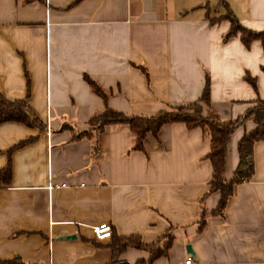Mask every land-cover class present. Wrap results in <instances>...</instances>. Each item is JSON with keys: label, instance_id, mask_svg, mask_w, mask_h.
Listing matches in <instances>:
<instances>
[{"label": "crops", "instance_id": "1", "mask_svg": "<svg viewBox=\"0 0 264 264\" xmlns=\"http://www.w3.org/2000/svg\"><path fill=\"white\" fill-rule=\"evenodd\" d=\"M226 13L264 31V0H0V94L23 101L29 122L0 123V169L10 163L8 182L0 180V261L108 264L111 238L92 233L107 224L144 245L169 229L166 255L151 264L187 256L195 264H264V141L252 145L250 180L214 215L217 191L200 203L209 189L206 128L164 124L144 135L142 150H130L127 125L87 126L105 108L153 115L195 101L206 79V117L229 123L264 102L261 44L224 38ZM254 127L248 117L230 134L226 180L238 140ZM83 130L89 135L75 139ZM200 205L210 214L198 228ZM148 257L127 246L113 264Z\"/></svg>", "mask_w": 264, "mask_h": 264}, {"label": "trees", "instance_id": "2", "mask_svg": "<svg viewBox=\"0 0 264 264\" xmlns=\"http://www.w3.org/2000/svg\"><path fill=\"white\" fill-rule=\"evenodd\" d=\"M230 21L229 30L224 34V38H228L234 34H239V39L244 46L252 40H258L264 52V31H253L242 27L229 13L225 15ZM144 71V69H142ZM264 72V67H262ZM84 79L90 88L98 95L104 96L100 88L87 76ZM245 80L254 87V81L249 76H245ZM209 104L208 82L205 80L201 95L195 101L169 105L165 110H162L153 115H129L126 116L120 112L105 108L100 113L91 116L87 121V126L90 131L97 132L102 130L105 125H120L125 124L129 127L133 137V143L130 150H142V139L146 133L155 136L160 126L170 123H181L185 130L194 128H206L209 133V151L205 155L210 164V176L208 180L209 189L200 198V203L203 198L213 191L219 193L217 205L211 214L221 215L224 205L228 197L232 195L235 185L250 180L253 173L252 164V145L256 141H264V102L257 101L256 104L249 108L246 113L229 123H222L213 117L202 115L201 105ZM23 101H9L3 98L0 94V123L5 121H15L28 125L29 122L23 112ZM250 117L255 123V127L243 133L237 142L238 164L234 169L231 177L226 180L223 176L226 143L232 131L239 126L246 118ZM36 118L34 122H36ZM89 135L87 130L80 131L74 136L75 139ZM10 176L9 159L5 167L0 169V180L7 183ZM204 212L200 205L198 218V228L204 223ZM207 213V214H210ZM110 250L112 253L111 260L108 264H113L116 256L127 246L140 250H146L149 253L147 261H139L136 264H151L154 259L160 256H165L168 247L171 244V235L169 229L164 232L155 243L144 245L140 242L137 236H118L111 229L110 232ZM0 264H24L19 260H2Z\"/></svg>", "mask_w": 264, "mask_h": 264}, {"label": "built area", "instance_id": "3", "mask_svg": "<svg viewBox=\"0 0 264 264\" xmlns=\"http://www.w3.org/2000/svg\"><path fill=\"white\" fill-rule=\"evenodd\" d=\"M60 186H65V184H60ZM52 188L48 185V189ZM111 228L109 225H99L92 227V233L96 240H103L110 237ZM180 264H195L190 256L184 258Z\"/></svg>", "mask_w": 264, "mask_h": 264}, {"label": "water", "instance_id": "4", "mask_svg": "<svg viewBox=\"0 0 264 264\" xmlns=\"http://www.w3.org/2000/svg\"><path fill=\"white\" fill-rule=\"evenodd\" d=\"M67 237H68V238H73L74 236H67ZM185 251H186L187 253L192 254L189 245H186V246H185Z\"/></svg>", "mask_w": 264, "mask_h": 264}]
</instances>
